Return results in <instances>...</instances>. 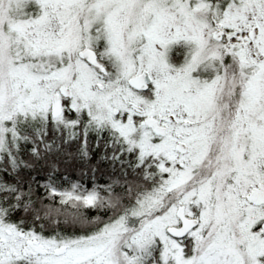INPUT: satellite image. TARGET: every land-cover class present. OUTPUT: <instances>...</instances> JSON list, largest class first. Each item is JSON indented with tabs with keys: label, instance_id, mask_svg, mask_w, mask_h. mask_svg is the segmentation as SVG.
Segmentation results:
<instances>
[{
	"label": "snow or ice",
	"instance_id": "6c2138e0",
	"mask_svg": "<svg viewBox=\"0 0 264 264\" xmlns=\"http://www.w3.org/2000/svg\"><path fill=\"white\" fill-rule=\"evenodd\" d=\"M0 264H264V0H0Z\"/></svg>",
	"mask_w": 264,
	"mask_h": 264
}]
</instances>
